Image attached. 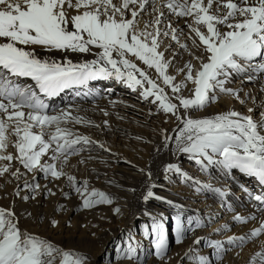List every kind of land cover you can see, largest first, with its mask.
I'll list each match as a JSON object with an SVG mask.
<instances>
[{
  "label": "snow or ice",
  "instance_id": "obj_1",
  "mask_svg": "<svg viewBox=\"0 0 264 264\" xmlns=\"http://www.w3.org/2000/svg\"><path fill=\"white\" fill-rule=\"evenodd\" d=\"M165 38L192 57L177 69L178 74H183L182 80L177 81L175 75L168 73L178 53L172 43L160 51ZM187 40H191L192 47ZM37 49L58 51L64 58L42 57ZM166 51L171 53L170 58L165 57ZM70 54L94 58L74 62ZM135 61L154 69L163 86ZM238 75L249 82L264 80V0H0V178L6 175L16 181L23 178L14 196L25 202L41 194L45 198L56 195L48 184L41 185L37 179V174H41L49 183L64 178L68 191L61 187L62 196L67 199L77 195L82 210L113 204L110 194L92 187L88 179L79 181L64 170L72 157L90 152V145L112 152L106 144L68 127L69 124L97 128L100 125L79 115L78 108L77 114H73L71 106L50 112L42 97H57L67 89L87 87L94 80L115 79L133 91L139 89L144 100L152 104L159 102L163 113L170 114L169 119L175 118L176 153L186 155L199 165L201 172L215 167L226 176L238 170L255 178L260 191L249 195L257 202L258 213H264V101L258 106V118L251 115L257 112V107H249L247 115L228 110L201 118L194 116L196 110H207L222 95L232 96L241 104L251 100L255 105L254 96L245 94L241 98L239 90L227 86ZM22 78L34 84H22ZM165 88L171 90V96ZM185 89L189 93L187 97L183 95ZM260 91L264 93V84ZM104 125L109 126L108 121ZM172 141L173 137L165 130V146ZM10 146L14 152L8 151ZM13 161L25 171L14 167ZM29 173L31 180L26 179ZM164 173L195 185L197 193H212L221 198L228 195L224 189L195 178L178 163L169 162ZM145 175L150 180L152 173ZM155 187L150 185L143 196L145 202L166 199L153 191ZM22 191H25L23 196ZM58 210H64V205ZM114 211L119 214L121 210L117 207ZM145 214L152 220L150 225L145 224L144 232L145 236H154L151 244L154 258L168 264L171 257L166 221L162 216ZM182 217L181 206L174 218L175 242L183 244L192 237L185 256H192L197 264H211L206 255L197 253L202 241L207 240L222 262L230 248L243 249L264 234V218H259L258 227L246 234L228 236L226 241L195 236L197 230L209 225L203 218H189L185 223ZM257 219L255 213L233 216V221L240 224ZM50 223L52 227L59 224L56 219ZM230 228V224H225L214 231ZM261 244L264 248V242ZM138 248L139 244L128 245L125 257L131 264H138ZM57 261L87 264L88 257L23 230L14 206H0V264H57ZM250 264H264V251L256 252Z\"/></svg>",
  "mask_w": 264,
  "mask_h": 264
},
{
  "label": "bare ground",
  "instance_id": "obj_2",
  "mask_svg": "<svg viewBox=\"0 0 264 264\" xmlns=\"http://www.w3.org/2000/svg\"><path fill=\"white\" fill-rule=\"evenodd\" d=\"M114 2H118V0H114ZM141 26H143V21L141 22ZM180 26L185 28L183 23H181ZM185 31H187L186 28ZM182 40H185V38L182 37ZM186 42L190 47H192L191 40H187ZM169 43H172L173 49L178 54L173 61V65L169 67L168 73L175 75L177 77V81H179L183 79V74H178L177 69L183 67V65L187 61L191 60L192 57L189 55L187 50L180 49L178 45H176L174 42H171L167 38L164 39L160 51H164L165 46ZM37 53L42 57H51L58 60H63L64 58V55L58 51L49 53L41 49H37ZM164 54L166 58L171 57V53L168 51H166ZM197 55H199L198 52ZM69 58H71L74 62H80L84 60H91L94 57L92 55L70 54ZM135 62L141 68H144L146 71H148L152 78L157 79L158 74L154 69H147V66L143 65V63L140 61ZM192 62L196 63L195 60ZM101 82L102 86L100 85V87H98L97 84L99 85ZM20 83L34 84V82L30 79L25 80L23 78L20 80ZM157 83L163 86L162 80L157 79ZM262 84H264V80L262 79L258 78L256 81L249 82L243 77V75H238L234 77L227 86L239 90L241 98H243L245 94L254 96L256 98L255 105L251 100H248L246 104H241L232 96L222 95L219 101L209 105L207 110H196L194 112V116L195 118H201L204 116L215 115L219 112H226L228 110H236L247 115L250 114L247 111L249 107H257V112L251 113V115H253L254 118H258V106L261 101H264V93L260 91ZM191 87L192 85L189 84V88ZM71 90L74 92L77 102L73 104L70 103L69 105L63 107H54L52 112H54L56 109L71 106L73 114H77L76 109L78 108L79 115L85 116L86 118L93 121L94 124L100 125V127L97 128L94 126L73 124L69 125V127L79 134L89 136L95 141L106 144V146L111 148L112 152L109 153L102 151L103 149L100 148L99 150L101 151L94 154H90L89 151H84V154L79 155L78 159L75 158L76 160H70L71 163L68 166L69 169L71 170L73 164L84 159L85 163H87L85 167L87 166L88 170L90 169V172H82V169L85 168H83L85 163L80 165L79 171L82 172V175H79L80 172H78L77 179L79 181L88 179L92 187L110 193L111 191L109 190L111 189H107L106 185L98 182V179L95 176V174H98L99 176H105L103 181L105 180L104 182L106 184L107 181L109 182V180L114 181V183H110L111 188H113V186H118L119 188H124L125 190L128 189L131 195V197H123L120 194H116V196L113 197L115 201L112 206H102L103 208L95 210L93 215L89 213L92 216L89 215L90 222L88 223L91 225L94 223V225L98 226L101 224L107 226L110 225L109 223L119 225V222L121 221L120 219H124L123 223H130L131 219L138 217L136 216L138 213L145 214L146 212H150L152 216H162L167 224L169 216H167V213H165L164 209L151 207V205H149V201H153L154 199L149 200L148 202L143 200V196L146 194L150 185L154 184L156 187L153 189V191L158 196L166 198L165 200H160L164 202L165 209H169L171 206H174V208H177L178 211L182 206L183 215L185 214L187 217L192 219L203 218L206 224L209 225L208 227L197 230L194 234L195 236H204L210 239H220L222 241H226L228 236L234 234H246L252 228L259 226V218H264V213H258V207L256 206L257 202L252 201L249 195V193H258L260 191H257L259 188L256 189L251 182H248V184L251 183L250 187L245 185L243 180H241V177H238L237 175L238 170H235L233 174L226 176L224 171L219 168L213 167L207 172H201L199 170V165L196 169L187 166L188 163L184 165V163L180 161L182 156L186 158L187 162L190 160L186 155L176 153L174 143V137L178 132V122L174 117L169 119L170 114L166 115L163 113V111L158 107L159 102L152 104L149 100H144L140 95L139 89L137 91H133L125 83L115 79L94 80L90 81L87 87L73 88ZM165 91L171 96V90L169 88H165ZM69 92L70 90L67 89L57 97L46 98V101L48 104L55 103L59 99L67 96ZM78 92L79 95H77ZM183 95L186 97L189 95L187 89L183 91ZM151 99L154 98H150V100ZM173 102L178 103V101L174 99ZM105 112L108 113L107 116L104 115ZM104 121H108L109 126H105ZM165 130L167 131L168 136L173 137V141L167 146H165L163 142ZM137 137H139V139H137ZM90 147L91 149L92 147L95 149L97 146L90 145ZM157 149H159V151H157ZM8 151L14 152L15 150L10 146ZM89 156L93 157L94 159H86ZM133 157H135V159H133ZM169 162L180 164V166L185 171L190 173L195 178L205 183H212L215 187L224 189L228 192V195L221 198L220 196L212 193L195 192L194 185H191L193 187L192 188L189 184L185 183L182 179L176 177L174 174L166 175L164 173V168ZM16 163V161H13V165ZM190 163L195 165L193 161H190ZM141 169H143L144 172H141ZM149 171L152 173L150 180L148 176L145 175V173ZM92 172L95 174H91ZM69 173L74 175L75 171L74 173H71V171ZM135 173L139 175L135 176ZM40 176L41 174H37L38 180ZM121 177H124L125 179H122ZM26 179L31 180L32 174H27ZM248 179L251 178L245 176V180ZM169 180H171L173 184H176V187H171L172 189H169L170 187H166L164 182ZM42 181L43 182H40L41 185L48 184V187L52 188L54 191L53 184H50L47 180ZM63 182L65 184V180ZM0 183L3 182L0 180ZM180 183H184L185 185L182 187V191L177 188ZM19 184H23V178L21 181H19ZM156 188L159 190H172L174 195L170 196L169 194L157 192ZM15 190L16 188L11 193L9 190H7L6 193L9 195L10 199L7 200L6 207L9 208L14 206V210L17 213L15 207L17 209L26 211L30 206L31 208L36 209L35 211L38 212V216L40 218L41 208L48 203L47 199L49 197L45 198V196L41 194L43 201L36 197L35 200L30 199L25 202L14 196ZM64 190L68 191L67 187L64 186ZM25 191L21 192L22 196L25 194ZM57 196H59V194ZM79 201V197L75 194H72L67 199L61 194L59 197L54 199V202H56L55 206L57 205V207L54 206L53 209H60L61 205H67L71 209H74L71 212L75 213L80 209L78 204ZM167 201H172L173 203L169 204ZM2 204L3 203L0 202V206ZM117 207H123V212L116 214L114 210ZM254 213L258 215V219L255 221H249L246 224H240L233 221V216L236 214L248 216ZM127 214L129 216H127ZM146 216L150 217L149 215ZM183 217L182 219L184 220ZM25 221L26 215L20 217V226H23L21 227L23 230L29 231L36 235H40L42 233L45 234V232H48L50 233V241L61 246L62 248H70V242L64 240L63 237L60 236V231H55L57 228L51 226V220H49L47 216L42 217L43 223L35 228H24V226H27ZM170 222L172 221L170 220ZM173 223V234L175 237L174 219ZM225 224L231 225L230 230H225L224 232L214 231V229L223 228ZM110 227L111 225L109 228ZM168 233H170L171 236V223H169L168 226ZM261 242H264V234L254 241L247 243L243 249L230 248L224 254V260L222 262L217 259L216 252L209 248L207 240L202 241L201 245L197 246V253L206 255L211 261V264H250L251 257H253L256 252L264 251ZM145 243L144 249L142 250V253H140V260L142 262L147 261L148 264H164L163 261H158L154 258L153 249L150 245V242L145 240ZM190 245H192V237L187 238L185 242L181 244L182 250L179 253L178 260H175V252H168V256L171 257V259L168 261V264H183L187 257H189L190 262L193 261L194 264H197V261L192 256H185V253L187 252ZM76 252H78V250H76ZM84 252L85 251H82V253ZM237 253H239V255H237ZM258 259L259 258H257V260ZM93 261L96 262V258H94Z\"/></svg>",
  "mask_w": 264,
  "mask_h": 264
},
{
  "label": "rangeland",
  "instance_id": "obj_3",
  "mask_svg": "<svg viewBox=\"0 0 264 264\" xmlns=\"http://www.w3.org/2000/svg\"><path fill=\"white\" fill-rule=\"evenodd\" d=\"M69 125H71V124H69ZM69 125H68V127H69ZM132 125H134V124H132ZM88 147H90V146H88ZM100 151L101 150H99L98 147H96L95 149H94V147H92L90 154H92V153L94 154V153H97ZM102 151H104V150H102ZM82 154H84V152L81 153L80 155H82ZM46 158H44V159L47 160ZM75 158L78 159V156L71 158V159L76 160ZM129 159H131V158H129ZM133 159H135V157H133ZM133 159H131V160H133ZM133 161H135V160H133ZM136 161H138V160H136ZM180 161L182 163H184V165H186L188 163L187 166H189V167H193L195 169L198 168V165H196V164L193 165L192 163H190V161L187 162L186 158H184V156H182L180 158ZM70 163L68 165L64 166V170L66 172L71 171V173L72 172L74 173V171H75L74 175L76 177H78V172H80L79 175H82V172H86V173H87V171L90 172V169L88 170L87 166L85 167V165H87V163H85L83 165V168L84 167L85 168L82 169L83 170L82 172L79 171V166L82 165L83 163L80 164L79 162H76L75 164H73V167L71 170L68 167L70 165ZM13 166L14 167H21L18 164V162ZM21 171L24 172L25 170L21 167ZM30 174L31 173H29V175ZM91 174H95V173L92 172ZM134 175L137 176L139 174L135 173ZM95 176L97 177L99 175L95 174ZM104 177L105 176H99L98 182H101V183H103V185H106L107 189H111V190H109L111 192L108 194H110L112 197L116 196V194H120L123 197H131L128 189L125 190L124 188H119L118 186L117 187L113 186V188H111V184L108 181H107V184L104 182L105 180L103 181ZM232 177H233V175H232ZM121 178L125 179L124 177H121ZM0 180L3 182V183H0V185H1L0 202L3 203L1 206L7 208L6 203H7V200L10 199V197H9V195H7L6 192H7V190H9L11 193L16 188L19 181H16L15 179H11L7 175L4 178H0ZM9 180H10V182H7ZM42 180H45V179H43L42 175H41L39 178V182H43ZM63 181H64V178H61L60 180H57V181L50 183V184H53L54 192H56V195L51 196V197L49 196V198L47 199L48 203L45 206L42 207L41 205H39L42 207L40 218L38 216V212L35 211L36 209H33L30 206L28 207V210H26V211L21 210V209H17L15 207L19 217L26 215L25 224L27 226H24V228L38 227L41 223H43L42 217H44V216H47L49 220L56 219V217H57V221L59 222V225L57 227H55V228H57L55 231H60V236H62L64 240H67L68 242H70V248L66 249V250H75V251L78 250L79 253H82V251H85L82 254H84L88 257L87 264H92V263L93 264H125V263L131 264V262H129L125 257V253L127 251L129 243H132L134 246L139 244V248H138L139 253H142V250L144 249V245L146 244L145 240H148L150 242V245L152 244V241L154 240V236H145V232H144L145 224L150 225L152 220L150 217L146 216L145 214L138 213L136 215L138 217L131 219L130 223H123L124 219H120L121 220L119 222L120 226L118 224L109 223L111 225V227L109 228L110 225L104 226L103 224H101L100 226H98V225H94V223H92V225L90 223H88V222H90L89 218H90V216H92L94 214V211L99 209V208H103L102 206L105 207L106 204L105 205H99V206L94 207L90 210H82L80 208L75 213L71 212L74 209H71L67 205L64 206V210H62V211H60L56 208L53 209V207L55 206V203H56V202H54V199H56L57 197H59L61 195V192L59 189L61 187L64 188V186H65ZM164 184L166 187H170L169 189L176 187V184H173L171 180L165 181ZM20 185L22 186V184H20ZM184 186H185L184 183H180L177 188H179L182 191V187H184ZM156 191L162 192L165 194H169L170 196L174 195L172 190L171 191L169 190L170 191L169 192L168 189L159 190L158 188H156ZM58 194H59V196H57ZM37 198L40 199L41 201H43L42 195L37 196ZM119 199H121V198H119ZM11 202H12V200H11ZM78 204H80V201ZM112 205L113 204L107 205L106 207L112 206ZM149 205H151V207H156L158 209H164L165 213H167V216H169L168 222L171 223V236H170V233H168V236H169L168 237V239H169V252L170 253L175 252V254H176L175 260H178V256H179L180 251L182 250V248H181L182 246H181V244H177L175 242V237L173 234V232H174L173 219L175 218V216L177 214L176 213L177 208H174V206H171L169 209H165L164 208L165 207L164 202L160 201V199H154L153 201H149ZM55 207H57V205ZM118 208H120V210H121L120 212L122 213L123 207H118ZM28 213H31V216H29ZM89 213H91L92 215ZM127 216H129V215L127 214ZM183 216H184L183 217L184 221L187 223V220L189 219V217H187L185 214ZM125 219H126V217H125ZM170 220L172 222H170ZM107 222H108V220H107ZM168 222L166 224L167 228L169 226ZM20 227H23V226H20ZM46 227H49V226H46ZM39 236H41L43 238L48 237L46 239L51 240L50 239V233H48V232H45V234L42 233ZM94 258H96V262L93 261ZM185 263L194 264L193 261L190 262L189 257H187L184 260L183 264H185ZM57 264H59V261H57ZM138 264H144V262H142L140 260V255L138 257ZM147 264H148V262H147Z\"/></svg>",
  "mask_w": 264,
  "mask_h": 264
}]
</instances>
